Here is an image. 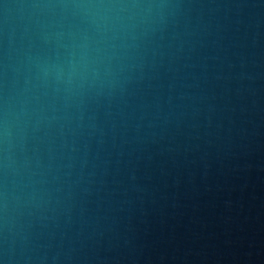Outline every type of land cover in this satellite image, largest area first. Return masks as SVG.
Wrapping results in <instances>:
<instances>
[{
    "label": "water",
    "instance_id": "95a60500",
    "mask_svg": "<svg viewBox=\"0 0 264 264\" xmlns=\"http://www.w3.org/2000/svg\"><path fill=\"white\" fill-rule=\"evenodd\" d=\"M0 264H264V0H0Z\"/></svg>",
    "mask_w": 264,
    "mask_h": 264
}]
</instances>
